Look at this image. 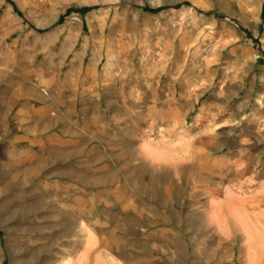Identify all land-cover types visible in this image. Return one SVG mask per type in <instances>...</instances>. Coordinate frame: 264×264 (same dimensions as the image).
<instances>
[{
    "label": "rangeland",
    "instance_id": "374dc122",
    "mask_svg": "<svg viewBox=\"0 0 264 264\" xmlns=\"http://www.w3.org/2000/svg\"><path fill=\"white\" fill-rule=\"evenodd\" d=\"M0 264H264V0H0Z\"/></svg>",
    "mask_w": 264,
    "mask_h": 264
},
{
    "label": "trees",
    "instance_id": "16d2710c",
    "mask_svg": "<svg viewBox=\"0 0 264 264\" xmlns=\"http://www.w3.org/2000/svg\"><path fill=\"white\" fill-rule=\"evenodd\" d=\"M179 5H180V4H175L174 7L179 6ZM156 9H158V8H154V10H156Z\"/></svg>",
    "mask_w": 264,
    "mask_h": 264
}]
</instances>
